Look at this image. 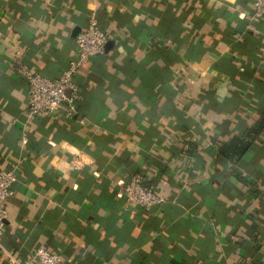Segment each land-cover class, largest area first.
Returning <instances> with one entry per match:
<instances>
[{"label":"crops","instance_id":"crops-1","mask_svg":"<svg viewBox=\"0 0 264 264\" xmlns=\"http://www.w3.org/2000/svg\"><path fill=\"white\" fill-rule=\"evenodd\" d=\"M252 1L0 0V169L16 171L0 264L38 247L61 264H264V124L238 159L219 153L264 116ZM91 14L109 43L75 73L78 117L26 118L17 65L59 76ZM135 175L165 202L127 204Z\"/></svg>","mask_w":264,"mask_h":264},{"label":"built area","instance_id":"built-area-1","mask_svg":"<svg viewBox=\"0 0 264 264\" xmlns=\"http://www.w3.org/2000/svg\"><path fill=\"white\" fill-rule=\"evenodd\" d=\"M252 7L251 17L264 18V0H253ZM108 39L109 33L100 28L96 16L91 14L86 27L81 29L74 39L75 59L59 76L45 77L23 64H18L16 72L25 79L28 88L24 108L25 117L30 119L39 113L48 115L60 110L63 106L68 117H77L76 104L79 99V88L74 80L75 73L85 66L91 57L104 53ZM239 69L243 70V67ZM15 180L14 165L0 169V237L5 227L6 200ZM120 193L127 204H134L145 210L165 202L162 195L141 183V175H135L127 183L121 184ZM6 255L9 264H61L63 262L61 254L44 247L36 248L28 258H21L8 252ZM66 260L69 261V259Z\"/></svg>","mask_w":264,"mask_h":264},{"label":"trees","instance_id":"trees-1","mask_svg":"<svg viewBox=\"0 0 264 264\" xmlns=\"http://www.w3.org/2000/svg\"><path fill=\"white\" fill-rule=\"evenodd\" d=\"M263 124L264 116L256 124L251 126L246 134L244 133L243 135L234 136L228 142L222 143L219 148V153L230 159H238L250 145V142L244 139L245 136L258 132L263 127Z\"/></svg>","mask_w":264,"mask_h":264},{"label":"water","instance_id":"water-1","mask_svg":"<svg viewBox=\"0 0 264 264\" xmlns=\"http://www.w3.org/2000/svg\"><path fill=\"white\" fill-rule=\"evenodd\" d=\"M75 37H76V35H75ZM108 43H109V42L106 43V45H105V49H106V46L108 45Z\"/></svg>","mask_w":264,"mask_h":264}]
</instances>
